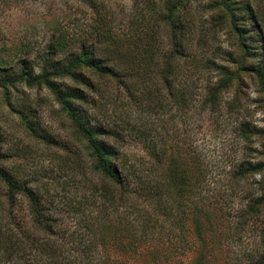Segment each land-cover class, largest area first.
Masks as SVG:
<instances>
[{
	"label": "trees",
	"instance_id": "1",
	"mask_svg": "<svg viewBox=\"0 0 264 264\" xmlns=\"http://www.w3.org/2000/svg\"><path fill=\"white\" fill-rule=\"evenodd\" d=\"M79 1L96 14L87 39L58 33L37 65L19 57L0 59V88L47 89L87 162L69 148L68 156L78 159L62 160L73 175L66 174L68 183L77 186V196L67 201L68 210L80 216L73 253L36 240L38 255L25 264H211L218 255L228 263L232 239L250 241L245 225L264 210V143L258 158L229 160L228 176H222L214 170L217 161L206 160L185 133H177L174 120L179 114L190 122L196 107L200 115L216 114L221 93L243 82V74L255 81L264 103V36L251 3L210 4L219 19L214 22L230 28L238 49L225 52L229 65L218 66L217 79L203 84V72L216 65L205 58L202 66L195 53L201 44L193 42L191 0H165L161 9L157 0H141L142 10L122 32L111 26L114 15L103 1ZM156 24L166 30L162 56ZM7 104L30 137L54 145L34 110L16 109L8 96ZM226 107L237 111L232 102ZM237 131L245 149L253 135L264 138V128L249 121H240ZM130 141L144 154L126 153ZM5 146L0 126V195L9 207L24 198L34 231L49 236L53 224L45 195L25 179L24 168L9 162ZM257 176L256 189L242 184ZM253 240L261 248L238 252L235 264H264V228ZM0 242L8 256L19 250L3 237Z\"/></svg>",
	"mask_w": 264,
	"mask_h": 264
},
{
	"label": "rangeland",
	"instance_id": "2",
	"mask_svg": "<svg viewBox=\"0 0 264 264\" xmlns=\"http://www.w3.org/2000/svg\"><path fill=\"white\" fill-rule=\"evenodd\" d=\"M101 1L112 10L114 17H111L113 19L111 26L116 32L127 31L132 18L137 17L143 8L141 0ZM164 1L157 0L159 9L162 8ZM213 1L191 0L190 6L195 23L193 42L200 41L201 44V48L196 49L195 53L198 58L203 59H200L202 66L206 63L205 58L214 61L216 65L210 66L211 70L203 72V84L207 81L212 83L217 79L218 66L229 65L225 52L234 48L238 49L230 28L214 22L216 18L219 19L210 7ZM237 1L251 3L264 36V0ZM95 19L96 14L79 0H0V59L9 63L14 57L25 58L35 65L40 62L49 45L56 43L58 33L63 32L69 40L78 38L84 41L93 31ZM155 31L160 56H162L168 46L166 30L157 25ZM241 77L243 82H234L228 90L221 93L222 104L216 114L200 115L196 107L194 118L190 119V122H185L179 114L174 120L177 133H185L193 145H197L198 151L205 152L206 160L217 161L218 168L214 170L220 172L222 176H228L225 171L229 168V160H238L244 154L252 159L258 158L264 143V138L253 135L249 147L245 149L238 137L237 124L240 121H249L252 127L264 128V103L258 93V86L248 74H243ZM115 95L117 94L114 93ZM7 96L16 109L27 106V109L30 107L34 110L33 113L36 114L42 129L54 139V145L44 144L28 135L18 115L9 108ZM230 102L234 103L237 111L228 113L226 106ZM198 104L197 102L195 105ZM0 126L4 133L9 162L24 168L25 179L30 181L33 187H37L40 193H44V201L50 209L53 224L52 234L49 236L36 233L31 223L26 200L18 197L14 205L9 207L0 195V238L3 237L4 241L13 244L16 249L19 248L14 256H8L3 250L0 251V264H25L27 258L31 259L38 255L35 252L36 240L53 242L54 245H61L62 248L73 253L72 249L79 237L77 224L80 216L76 218L74 211L68 210L67 201L69 197L77 196V186L76 182L71 185L68 183L66 174L71 177L73 175L69 170H64L62 160L65 157L72 160L78 159L75 154L68 156L69 148L77 152L84 159L82 161L86 164L87 162L80 146L72 139L67 117L47 89L18 85L7 90L0 88ZM180 137L184 139V135ZM125 152L136 156L144 154L141 145L136 141H130ZM222 164L227 166L224 167ZM87 175L92 177L88 171ZM260 179L258 176L249 177L242 184L251 185L253 189H256L257 181ZM238 206L242 207L239 204ZM245 226L247 235L249 236L250 233L252 236L250 241L243 239L239 242L236 236L230 242L229 262L227 263L224 257L218 255L211 264H235V254H239L238 252L245 250L255 252L261 248L258 236L260 230L264 228V210L259 216L249 217ZM253 239L258 242L254 243ZM0 249H3L1 242ZM69 251H66L65 255Z\"/></svg>",
	"mask_w": 264,
	"mask_h": 264
}]
</instances>
